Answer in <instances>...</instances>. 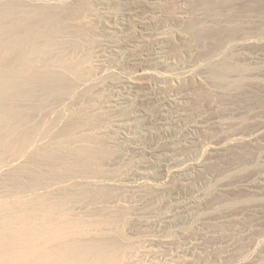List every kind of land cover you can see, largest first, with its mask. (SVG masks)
Here are the masks:
<instances>
[{
	"label": "rangeland",
	"instance_id": "374dc122",
	"mask_svg": "<svg viewBox=\"0 0 264 264\" xmlns=\"http://www.w3.org/2000/svg\"><path fill=\"white\" fill-rule=\"evenodd\" d=\"M11 1L49 36L20 52L48 58L31 74L63 86L25 103L22 157L0 150V229L47 237L15 263L75 241L117 264H264V0Z\"/></svg>",
	"mask_w": 264,
	"mask_h": 264
},
{
	"label": "bare ground",
	"instance_id": "6f19581e",
	"mask_svg": "<svg viewBox=\"0 0 264 264\" xmlns=\"http://www.w3.org/2000/svg\"><path fill=\"white\" fill-rule=\"evenodd\" d=\"M116 1H120V0H116ZM8 5H9L8 10H6L5 7L0 9V68H6V70H7V68H11L13 70V72L15 71L17 73V75H13L14 74L13 72H12L13 76L5 73L8 70L5 72H2L4 70L0 71V150L3 151L2 149H4V148L5 149L9 148L11 150V156H12L11 164H12V163L17 162L22 157V154L24 152V148L25 149L27 148V145H28L27 142L29 141L28 138L30 136V133L34 131L33 129H32L33 131H31V129H30L31 126H30V128H28L29 126H27L29 124V122H28L29 118L27 116H29L28 113L30 112L28 110L29 109L31 110V106L29 108V105H28L29 109H27V107H25V106H27L26 105L27 102L31 101L33 97L39 95L40 92H42V93L44 92V95H45V92H49L51 90L52 91L56 90V92H59L58 90H63V86H57V85L47 86L46 85L47 77H45L46 75L39 77L37 75H34V73L31 74L32 72H30V71H33V69L38 68L37 66L39 65L40 58L41 59L43 58V61H44V57H41V55H39L40 58H38V60L36 61L35 60L36 58L33 59L34 56L33 57L31 56L32 54L27 55V56L25 55V53H23V55H21L22 53L20 54L21 51H25L26 49L29 50L32 48L34 49L35 47H37V45L35 44L36 39H38V42L40 41L41 44H42V41L44 43H46L48 41L49 36H48V38H46L47 36L45 37V35H44V33H45L44 31H46V30H44L45 28L44 27L37 28L35 26L37 21L38 22L41 21L40 16L32 10H30L32 12L31 13L29 10H26V8L25 9H21L23 7L19 8L17 1H11V2H9ZM54 5H56V4H54ZM34 6L36 7L37 5H34ZM48 6H47V8L49 9L50 6L49 7ZM56 7H58V5ZM44 8H45V6H44ZM53 9L54 8L52 6V10ZM50 10L51 9H49V11ZM125 10H128V9L124 8V10H122V17H123L124 12H126L125 16L130 15V12L125 11ZM46 12H47V9H46ZM33 13H35V14H33ZM63 15H64V13H63ZM49 16H50V14H49ZM65 17H67V14ZM71 18H72V16H71ZM60 24H61V22H60ZM60 24H58V25H60ZM56 36H57V33H56ZM58 36H60V35H58ZM53 37H54V35H53ZM40 39H42V41ZM50 40L53 41L52 43L55 42L54 44L56 45V41L52 40L51 38H50ZM50 45L51 44L49 43V46ZM161 45L162 44H161L160 40L154 39L152 41L150 40L149 42H141V41L130 42V43L128 42L124 46L112 45L110 47H114L116 49L118 48V49H120V51H121V47H123L122 51H124V52H134L138 49H145V48H148L147 50L152 49L153 51H156V50H159L161 48L160 47ZM104 46L107 47L108 45H104ZM47 47H48V45H47ZM39 48H40V46H39ZM48 49L50 50L49 47L46 50H48ZM53 50H54V48H53ZM42 51H44V50H42ZM60 51H61V49H60ZM33 52H34V50H33ZM38 52H39V49H38ZM38 52H36V53H38ZM49 53H51V52H49ZM47 55L49 57L52 54H47ZM37 56H38V54H37ZM43 56H44V52H43ZM45 58H46V55H45ZM61 59H63V58L61 57ZM61 59H59V61H58V59L57 60L55 59V60L60 62V61H62ZM45 61H44V63H45ZM41 62H42V60H41ZM48 63H49V61H48ZM71 63H73V62L71 61L70 65L69 64H65V65L70 67V66H72ZM76 66H78V65H76ZM64 68L65 67H63V69ZM71 69H73V68H71ZM68 71L70 72V70H68ZM71 72H72V70H71ZM56 77H58V76H56ZM129 83L130 82L125 78V79H122V80L116 82L115 86H113V87L118 90V91L116 90L118 93L122 92L121 90H119V89H122V90H126L127 93H130V92L134 93L135 97H137L136 95H138V94L145 95L147 93L145 90H147L148 88L141 87V86L137 87L134 85L130 86ZM60 85H62V84H60ZM164 89L165 90H162V92H161L162 94H164V96L168 95V94H169L168 96L173 95L171 89H166V88H164ZM36 92H39V93H36ZM39 97H41V96L39 95ZM8 99L12 100V103L10 102L11 105L9 103H6ZM13 101H14V103H13ZM46 103H48V101ZM32 104H33V102H32ZM8 105H10V106L8 107ZM175 106H176L175 101L173 102V100L171 102H166L165 106H163V108L160 110L162 112H161V114L158 115V117L161 120L169 119V117L171 116L172 113H177L176 111L175 112L172 111ZM32 107L34 108V106H32ZM35 107H37V106H35ZM31 116H29L30 119H32V117H33V116L32 117ZM127 124H125V125H127ZM121 126H123V124H121ZM37 127H38V125H37ZM189 127L191 128L192 126H188V128ZM191 129H193V128H191ZM189 132H191V130L188 129L186 135H189L188 134ZM150 153L152 156H155L158 159V162L161 161V158H159V157L164 156L161 154H155L154 152H150ZM150 153H149V155H150ZM34 154H36V153H34ZM53 154H56V153H53ZM42 155H43V153H42ZM51 158H52V156H51ZM51 160H53V159H51ZM48 162H51V161H48ZM62 162H63V160H62ZM142 167H147V165H143ZM36 199L38 200L39 197ZM43 200H44V198H43ZM41 204H42V202L40 203V206H41ZM48 208H51V207H48ZM49 221H50V219H49ZM5 224H8V223H2L1 225H5ZM18 224H20V223H18ZM23 229L24 228H21V229H19V231H15V232H9L8 230H5V227L0 229V264H16L14 259L17 256H15V255L18 254V252H20L22 248L27 247V246H29V247L35 246V248H37V247L42 246V245L38 246V245H36L37 244L36 242H39V240H43V239L45 240V238L47 239V237H45V235L35 237L36 232H34V230L30 229V230L24 231ZM40 232H41V230H40ZM60 242H62V241H60ZM74 242H71V243H73L71 245H69V244L55 245L51 249L50 252L37 256V258L35 260H33L27 264H117V263H115V260H116L115 257H117V256L107 254L106 251L103 250L104 248L98 249L97 245L95 248H90L89 246L86 247V244L84 246V245H81L80 243L77 244L78 242H76L74 244ZM90 245H92V244H90ZM1 251H3V252H1ZM107 252H109V251H107ZM25 253H27V252H25ZM10 255H11V257H10ZM19 255H21V253ZM27 259H28V257H27ZM17 262H20V261H17Z\"/></svg>",
	"mask_w": 264,
	"mask_h": 264
}]
</instances>
